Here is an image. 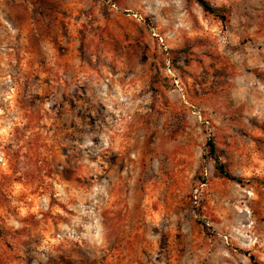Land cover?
<instances>
[{"label": "rangeland", "instance_id": "1", "mask_svg": "<svg viewBox=\"0 0 264 264\" xmlns=\"http://www.w3.org/2000/svg\"><path fill=\"white\" fill-rule=\"evenodd\" d=\"M207 1L0 0V264H264V0Z\"/></svg>", "mask_w": 264, "mask_h": 264}, {"label": "trees", "instance_id": "2", "mask_svg": "<svg viewBox=\"0 0 264 264\" xmlns=\"http://www.w3.org/2000/svg\"><path fill=\"white\" fill-rule=\"evenodd\" d=\"M196 1L202 5V7L206 12H209L211 14H216L219 11L218 9L212 7L207 0H196ZM209 146H210V154L214 156L216 154V147L211 141L209 142ZM216 169L220 177L235 181L237 183H242V179L233 176L226 169L225 164L219 161L218 159H216Z\"/></svg>", "mask_w": 264, "mask_h": 264}]
</instances>
